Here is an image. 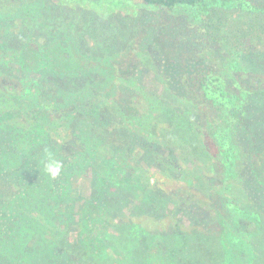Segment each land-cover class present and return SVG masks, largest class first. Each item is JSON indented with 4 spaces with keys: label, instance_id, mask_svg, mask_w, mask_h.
I'll use <instances>...</instances> for the list:
<instances>
[{
    "label": "trees",
    "instance_id": "trees-1",
    "mask_svg": "<svg viewBox=\"0 0 264 264\" xmlns=\"http://www.w3.org/2000/svg\"><path fill=\"white\" fill-rule=\"evenodd\" d=\"M44 1L0 0V37L13 36L1 54L0 80L13 79L19 87L0 84V264H148L145 249L135 246L149 241L147 231L164 228L165 215L144 214L156 212L175 191L172 198L186 199L193 212L223 211L257 222L256 233L240 230L225 240L227 263L236 264L242 252L250 263L246 253L254 252L264 224L254 206L238 201L234 183L239 149L251 142L247 106L254 91L228 66L264 46V0H50L57 7L104 3L163 15L144 25L142 42L129 49L134 60L125 52L107 57L106 50L80 66L72 39L55 40L54 21L29 20L45 13ZM62 22L78 27L77 21ZM11 62L23 76L12 75L5 66ZM138 65L153 74L161 93L139 83ZM49 152L63 165L56 178L43 170ZM149 156L165 171L143 169L142 158ZM256 156L262 165L253 175L264 190V152ZM171 157L194 168L176 179ZM193 171L201 178L190 187ZM87 176L92 195L81 201L73 180ZM213 194L223 202L211 200ZM126 205L132 217L122 213ZM116 223L132 235L111 239ZM75 230L83 259L61 242Z\"/></svg>",
    "mask_w": 264,
    "mask_h": 264
},
{
    "label": "rangeland",
    "instance_id": "rangeland-1",
    "mask_svg": "<svg viewBox=\"0 0 264 264\" xmlns=\"http://www.w3.org/2000/svg\"><path fill=\"white\" fill-rule=\"evenodd\" d=\"M43 4L48 7V9L44 11L45 13L39 15L37 19H34L35 17L32 15V19L30 18L29 20H34L33 22H35V20L54 21L55 26L57 25V37H54L56 38L55 40L63 39L68 41L72 39V44L76 45L77 48L75 50L78 51L74 52V50L71 49L75 57L73 61L75 65L79 66L92 64L91 58L93 55L100 57L106 50L107 54L105 56L107 57L120 59V57L124 55L123 52H125L128 59L134 60V56L129 55V49L136 43L142 42L145 36L141 37V35L144 33L143 30L148 21H158V19L163 16L160 11L151 12L150 10H148L149 14L142 16V9H139V7H129L128 9L126 6H116L114 4H112V6H106L104 3H101L102 5H92L83 2H69L67 5L65 4L64 6L57 7L55 5L56 3L50 2V0L44 1ZM113 8L114 12L112 10ZM133 11L136 12L128 15V13H132ZM177 15L178 14L175 16ZM62 21H77V26L80 27L82 25L83 28H78L76 26L72 28V24ZM83 21L85 22L82 24ZM130 21L143 22L138 24V22ZM29 27L30 26H26L25 28L29 29ZM31 29L41 34L47 31L45 27L42 29L38 26H31ZM24 30L23 27L20 32L22 33L21 37L24 35ZM119 33L123 34L120 35ZM7 39L9 41H11V39L13 40V36L10 38L0 37V61L3 58L1 54L7 46ZM2 41L5 42L2 44ZM34 41L35 44L38 42L36 39H34ZM256 53L255 56L253 55L242 59L236 66H228V68L230 69L229 71H231L230 74L237 78L245 89H252L254 91L252 96L249 97V104L247 106L251 121V142L247 141L248 148L239 149L237 161L235 162V171L237 173L235 177L236 183H234L235 190L241 194V197H238V201L249 202L250 205L254 206V211L257 212L256 214H258L260 222L264 224V190L259 187V183L263 181L258 180L253 175V171H257V167L262 165V163L257 162L259 158L257 159L256 155H262V152H264V46H260L259 49H256ZM218 56L219 55H213V58L217 60ZM6 59L10 60V57L7 56ZM12 63L13 62H11V64H5L7 68L12 69V75L15 77L23 76V73H19V66ZM95 64L97 63L93 61V65ZM135 71L140 73L137 78L141 85L144 83L151 93H161L160 85L155 82L153 74L150 73L147 68L138 65ZM32 78L37 80L38 77L36 74H32ZM0 84L3 89H8L7 87L19 88L18 84L13 79H10V81L0 80ZM240 145L244 146L242 143H240ZM165 155L167 157V154ZM150 157L151 156L142 158V160L144 159V162H142L143 169L151 173L164 172L165 170L163 171L162 168H157L155 166ZM171 159H174L172 160L173 168L169 172L172 173L176 179L188 175V171L194 168L191 162L188 163L187 161V163L182 166L177 163L176 157H171ZM166 172H168V170H166ZM188 178L190 187H195L200 181L201 172L193 171V174L188 176ZM153 182L154 181H152V183ZM90 183V176L73 180L77 197L81 201L88 200L92 195ZM116 193V201L122 203L121 201H123V198L121 193L118 191H116ZM174 193H177V191ZM174 193L169 196V199L162 200L164 203L162 202L163 204L159 206V209L156 207V212L150 211L151 213L148 212L144 214L146 218H150L156 213L165 215V220L163 222L164 228L147 231L149 241L143 240V245L138 244L135 246L138 248L142 247V250L145 249L144 252L147 255L148 264H157L160 262L163 264H231L230 262H226L227 255L225 251L227 248L225 243H228V240L227 242L225 241L226 236L230 237V233H233V236H235L236 232L240 230L247 233H256L259 227L257 222L252 223L247 221L246 218L242 219L241 217H234V215L229 217L227 213L223 211H220L216 216L210 211L193 212L192 204H190V202L185 203L184 201L186 199L182 197H177V200L173 199L172 197H176ZM211 200L217 203L223 202L222 198L217 195L214 196V194L211 195ZM127 206L128 205L122 209V213L125 217H132L130 209H128ZM141 207L143 206H140L139 211H141ZM141 212H144V210ZM201 215H205L206 217L203 218ZM119 225H121V223H116L109 229L111 239L117 240L118 242L123 238L121 235H132L127 229L122 230L123 227ZM115 226H119V228H114ZM225 228L230 231L224 230ZM121 231L122 233H120ZM77 234L78 231H71L69 237L61 242L64 246H68L75 255L80 256V259H83L85 258V255L83 256L85 252L79 248L76 239ZM260 243L263 247L260 246ZM252 246L254 252L250 254L246 253V256L249 257L250 260L252 259L251 262H247V258L244 256V252H242L238 254L239 257L236 264H246V262L247 264H264V234L256 235L253 239ZM174 253L176 255H174ZM157 258H159V261H156ZM234 260L236 261V259ZM67 264L80 263L68 260Z\"/></svg>",
    "mask_w": 264,
    "mask_h": 264
},
{
    "label": "clouds",
    "instance_id": "clouds-1",
    "mask_svg": "<svg viewBox=\"0 0 264 264\" xmlns=\"http://www.w3.org/2000/svg\"><path fill=\"white\" fill-rule=\"evenodd\" d=\"M62 162L53 153H47L43 164L44 172L51 178H56L62 171Z\"/></svg>",
    "mask_w": 264,
    "mask_h": 264
}]
</instances>
